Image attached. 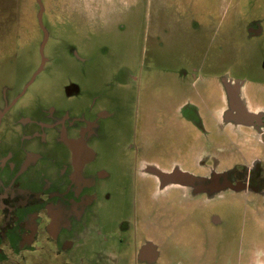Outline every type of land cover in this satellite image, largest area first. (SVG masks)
Returning <instances> with one entry per match:
<instances>
[{
    "label": "rangeland",
    "instance_id": "rangeland-1",
    "mask_svg": "<svg viewBox=\"0 0 264 264\" xmlns=\"http://www.w3.org/2000/svg\"><path fill=\"white\" fill-rule=\"evenodd\" d=\"M40 3L41 24L37 0H0V109L3 101L16 99L0 118V140L18 118L42 119L40 109L48 107L58 115L84 114L94 123L87 140L94 154L89 168L91 173L103 170L107 177L98 181V196L85 212L91 228L85 243L78 244L84 250L76 253L87 264H136L134 248L150 238L159 251L154 264H185L199 250L217 264H243L254 247L251 264H257V250L264 257V226L254 213L258 195L246 196L243 190L235 195L226 186L208 202L200 195L166 207L161 203L148 222L141 199L154 189L142 176L143 161L184 162L187 143L195 138L197 145L204 144L199 129L184 119L194 105L201 106L202 114L220 106L219 141L233 143L231 163H220V169L264 157V147H247L239 138L241 127L234 126L233 133L221 120L226 104L219 80L264 82V0ZM255 22L260 36L254 35ZM249 91L264 103V90L258 92L254 85ZM77 129L68 128V137ZM44 131L46 143L31 146L41 162L16 177L19 188L24 177L39 174L51 153L57 162L68 154L66 142L56 140V130ZM11 151L18 160V151ZM135 168L140 173L134 174ZM236 171L243 176L242 167ZM219 175L232 179L229 170ZM12 246V262L17 263L18 250ZM1 247L0 252L6 251Z\"/></svg>",
    "mask_w": 264,
    "mask_h": 264
},
{
    "label": "flooded vegetation",
    "instance_id": "flooded-vegetation-1",
    "mask_svg": "<svg viewBox=\"0 0 264 264\" xmlns=\"http://www.w3.org/2000/svg\"><path fill=\"white\" fill-rule=\"evenodd\" d=\"M253 24L257 27L254 35H262L259 23ZM224 79L223 76L219 80L223 89L222 102L226 104L225 121H231L233 126L244 127L246 146L260 151L259 146L264 147V103L257 101L252 93L250 98L241 104L239 90L242 82L238 84L234 79ZM246 84L249 88L255 85L258 92L264 90L262 81L256 83L249 80ZM6 91L3 90L5 92L3 96H6ZM12 100L3 101L0 118L9 110ZM15 101L16 99L13 100ZM40 112L43 114L42 119L18 118L14 122L13 129L8 131L7 138L2 137L0 140V244L2 245L0 247L6 250L0 252V264H87L81 258L82 253L78 255L76 249L84 250V246L78 244L85 243L84 236L91 228L86 223L85 212L90 209L92 202L98 196L95 191L100 185L98 181L107 177L103 170L91 173L89 168L94 154L88 147L87 140L92 135L94 123L88 121L84 114L70 116L69 112L65 111L58 115L54 107L40 109ZM101 115L104 114H98ZM187 116L190 115L185 114V117ZM76 125H78L76 135L68 137V128ZM47 128L56 130L57 141L66 142L68 154L65 160L57 162L53 158L55 155L49 149L46 150L51 156L39 174L33 173L24 177L22 188L15 186L16 177L24 175L27 168L41 162V155L32 151L31 146L34 142L46 143L44 130ZM11 148L18 151V160ZM238 167H242L243 176L236 171ZM228 170L232 173V186L241 184L243 191L246 192L244 195L253 193L264 203V157L254 156L247 164L233 163ZM152 172L160 173L152 165L143 168L142 176H147L154 187L148 196H144L146 197L144 200L141 199L143 205L147 206L143 217L147 222L155 216L156 207L161 203L166 207L173 202L172 198L180 197L181 189L178 185L171 192H163L167 187L160 189V182ZM137 173L140 172L135 168L134 174ZM169 174V177L177 176L178 169H171ZM166 178L165 182H168L170 178ZM155 188L156 190L159 188V192ZM195 194L198 193H191V195ZM211 220L215 223L218 221L215 216H212ZM17 244L24 246L17 247ZM139 244H145L141 253V256H144L149 250L151 251L149 244L156 243L147 238ZM12 245L18 250L17 263L12 262L13 257L10 252ZM138 251L136 245L134 248L136 264L139 260Z\"/></svg>",
    "mask_w": 264,
    "mask_h": 264
},
{
    "label": "crops",
    "instance_id": "crops-1",
    "mask_svg": "<svg viewBox=\"0 0 264 264\" xmlns=\"http://www.w3.org/2000/svg\"><path fill=\"white\" fill-rule=\"evenodd\" d=\"M241 88H242V91L239 90L240 96L243 99V101H246L248 98H250V94H249L250 88L246 84V81L242 80ZM219 111H220V106L217 105L216 107L209 109L207 113L202 114L201 106L194 105L192 110H190L192 114L184 118L185 121L195 125L199 129L201 135L205 137L204 144L197 145L195 138H193V140L190 141V144L187 143V145H189L188 151L186 152L189 155L188 160L184 162L177 161V160H170L169 162H166V161L163 162L164 164H161L156 161H150V160L142 162L143 163L142 169L145 168V166L147 165H152L156 167L157 170L160 172L157 174H154L152 172V174L156 175L155 177H157V180L160 182L159 184L160 189L161 187H164V186L167 187L166 189H164L163 192H171L172 189H174L178 185L181 186V189L179 190L180 197L172 198L173 201L178 199L177 202L182 201V203H184L186 202L184 199H187V201L188 200L192 201L193 199L195 200L198 196L201 195V196H204V202H208V200H210L214 196H218L220 192L219 190L221 188H225L226 186H228V188L230 187L229 189H232L235 195H239L240 193L243 192V191L239 192L240 190H243V187L241 184H238L239 187L232 186L233 184L231 183L230 179L224 178V176L219 177L220 172L224 174L229 169V168L224 167L225 165L222 167V168H226L225 170L220 169L218 167L219 164L222 162H225L226 164H228L229 160L231 163L232 156H233V150H232L233 143L230 142L228 139L225 140L228 144L231 145V148H230L225 143V141H222V143H220L219 141L220 139L219 137L220 136ZM203 116H205V118ZM206 118L207 120L210 121L209 124L205 121ZM222 119L225 121V118L223 117V115H221V120ZM224 123H227L226 127H228L229 131L233 133L235 132L234 126L231 123V121H226ZM238 127H241V126H238ZM238 129L239 130L242 129L244 132L243 135H238L239 138L241 137V139L243 138L244 140H246L245 139V136H246L245 128L241 127ZM227 138H229L228 135H227ZM180 154H182L181 151H180ZM175 168L178 169L179 174L175 177H169L170 175L169 171ZM166 177L170 178V180H167L168 182H165L167 179ZM159 188L157 189L158 192H159ZM191 193H198V194L191 195ZM189 194L191 196H189ZM256 211L257 212H254V213H256V215H258L259 217V219H257L258 222L264 226L263 200H260L258 202V208ZM209 240L210 241L206 240L205 244H209L210 242H212L211 238ZM248 244H254V243H251V240H250ZM144 245L145 244L137 245L138 250H139L138 251L139 260L137 264L138 263L139 264H154L153 262L156 261L158 254H159L157 245L149 244L151 247V251L149 250L148 253H146L144 256H141ZM253 249H252V252H253ZM257 251H258L257 253L259 254V256L257 257V264H264V257H261V254L263 253H261L259 250ZM252 252L243 261V264H251L252 262H254L251 260ZM196 254L197 256L194 259L186 260L185 264H217L214 258H212L211 260H208L203 255L202 250H199L198 253L196 252ZM151 257H154V258L152 260H149V258Z\"/></svg>",
    "mask_w": 264,
    "mask_h": 264
},
{
    "label": "water",
    "instance_id": "water-1",
    "mask_svg": "<svg viewBox=\"0 0 264 264\" xmlns=\"http://www.w3.org/2000/svg\"><path fill=\"white\" fill-rule=\"evenodd\" d=\"M38 4H39V12H38V20H39V23L41 21V14H42V5L40 3V0H37ZM41 24V23H40ZM46 41V34H45V37H44V40H43V43L41 45V51H42V48H43V45H44V42ZM41 68V67H40ZM241 120H243V118H240ZM225 180V179H224ZM221 186V185H220ZM219 186V187H220Z\"/></svg>",
    "mask_w": 264,
    "mask_h": 264
},
{
    "label": "bare ground",
    "instance_id": "bare-ground-1",
    "mask_svg": "<svg viewBox=\"0 0 264 264\" xmlns=\"http://www.w3.org/2000/svg\"><path fill=\"white\" fill-rule=\"evenodd\" d=\"M239 101H242V102H240L241 104H243V100L240 98V100ZM237 122V121H236ZM238 124H239V122H237ZM178 180V179H177Z\"/></svg>",
    "mask_w": 264,
    "mask_h": 264
}]
</instances>
